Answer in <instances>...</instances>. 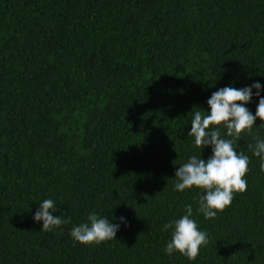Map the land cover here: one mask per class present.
<instances>
[{
	"label": "trees",
	"instance_id": "obj_1",
	"mask_svg": "<svg viewBox=\"0 0 264 264\" xmlns=\"http://www.w3.org/2000/svg\"><path fill=\"white\" fill-rule=\"evenodd\" d=\"M255 82L264 97V0H0V264H264L249 148L264 122L236 141L247 189L215 218L197 212L203 190L173 187L189 157L212 154L188 136L194 112ZM48 198L71 222L43 231ZM187 205L208 234L191 260L164 251ZM93 212L120 224L115 239L75 242Z\"/></svg>",
	"mask_w": 264,
	"mask_h": 264
},
{
	"label": "clouds",
	"instance_id": "obj_2",
	"mask_svg": "<svg viewBox=\"0 0 264 264\" xmlns=\"http://www.w3.org/2000/svg\"><path fill=\"white\" fill-rule=\"evenodd\" d=\"M253 89L256 91L253 92ZM261 89L259 82L241 89L220 88L207 100L209 112L201 109L194 112L188 136L194 138V145L201 150L210 146L212 154L207 159L201 158V152L199 156L189 157L175 171L176 182L173 187L174 191L179 192L193 186L203 190L204 195L199 198L197 212L202 213L205 219L215 218L218 212L231 204L234 193H242L247 189L244 177L249 171V157L236 151V141L242 132L252 134L257 119L264 122V97H260ZM253 96L260 97L255 115L245 107ZM221 128L226 130L223 135ZM259 128H264V123ZM249 148L253 156L261 158L264 167V139L257 136ZM55 211V202L51 198L44 199L39 203L33 220L42 221L43 231H52L71 222L70 217L53 216L52 212ZM192 216L193 208L187 205L183 216L164 225L165 230L173 229L164 249L166 254L179 252L191 260L199 254L200 246L207 244L208 234L199 229L196 221L191 219ZM119 220L123 222L124 217ZM119 227L120 224L110 223L109 219L93 212L89 214L87 222L74 226L70 235L81 244H99L115 239Z\"/></svg>",
	"mask_w": 264,
	"mask_h": 264
}]
</instances>
